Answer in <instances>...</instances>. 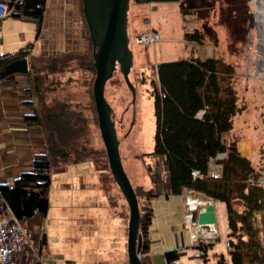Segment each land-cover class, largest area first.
Returning <instances> with one entry per match:
<instances>
[{
    "label": "trees",
    "instance_id": "1",
    "mask_svg": "<svg viewBox=\"0 0 264 264\" xmlns=\"http://www.w3.org/2000/svg\"><path fill=\"white\" fill-rule=\"evenodd\" d=\"M169 1L179 2L182 14L191 11L185 0H131L136 6ZM11 4L15 8L12 16L34 21L38 36L47 0H13ZM86 28L92 43L87 22ZM198 37V32L192 36L196 41ZM41 55L42 62L40 54L34 52V42L26 43L15 51L0 53V78L14 77L16 73L3 74L5 66L16 59L28 58L29 71L23 90L31 96L35 109L25 115V120L29 124L40 125L46 138L47 151L34 156L32 170L22 172L13 183L0 182V198L25 223L36 212H48L52 173L64 171L71 164L91 161L99 172V186L105 194L104 187L109 189L105 185L107 180L101 177L109 165L107 149L105 145L104 149L95 147L94 140L87 137V111L91 110L99 126L94 81L88 82L86 101L82 98L72 102L59 98L58 92L67 84L62 79H55L57 73L67 69L69 61L70 64L75 62L78 70L70 71L68 82L75 78L76 71L81 72L84 79L91 72L96 74L93 51L70 50ZM235 73V66L221 58L194 57L159 62L151 91L156 131L154 147L149 154L165 156L172 193L183 194L186 189H194L214 197L216 205L218 202L225 205L229 246L226 245L227 254H218L216 264H264V231L256 223V215L264 213L263 171L250 157L233 150L229 152L226 144V135L234 129L236 115L244 109L239 105ZM52 88L55 89L50 90ZM222 153L227 156L216 161L221 168L219 176L214 177L210 173L213 169L211 161ZM152 179V185H138L142 193L135 189L138 199L140 197L143 202H139V207L143 236L140 254L144 264H151L153 201L160 195L153 185V176ZM110 210L113 216H126L123 211L116 212L111 204ZM47 244V238L43 236L40 253L45 252ZM212 244L199 242L194 246L202 251L201 255H205ZM179 250L175 248L165 252L168 264H175L180 257ZM121 264H128V261Z\"/></svg>",
    "mask_w": 264,
    "mask_h": 264
},
{
    "label": "rangeland",
    "instance_id": "2",
    "mask_svg": "<svg viewBox=\"0 0 264 264\" xmlns=\"http://www.w3.org/2000/svg\"><path fill=\"white\" fill-rule=\"evenodd\" d=\"M185 1L187 7L190 6L188 9L191 10L188 11L191 22L187 21L185 25L183 24L185 14L179 13V3L177 1L147 3L146 8L148 11L146 12H142L140 8H135V2H131L128 28L130 47L134 52V64L130 72V79L135 92L133 93L129 88L119 65L111 79L108 80L105 89L106 97L113 107V118L116 121L120 139L123 164L133 186L137 193H142L143 191L138 185L143 183L152 185L153 176L155 179L153 185L160 194L153 201L151 264H168L165 252L175 248H180V257L175 264H216L219 253L227 254L225 242L228 239L229 231L226 208L223 203L218 202L216 205L218 228L220 230L219 237L208 241L194 236L191 230V223L188 220L190 205L186 198V193L190 189H187L183 194H174L171 191L168 194L161 193L163 191L160 189L163 186L168 188L170 183L167 161L163 155L153 156L149 154L154 147V134L156 131V118L151 91L152 82L157 76V64L159 62L175 60L179 56L187 55L188 57L192 55L191 58H194L199 55L204 57L210 54L216 59L221 58L223 61L235 66V88L238 92L239 105L243 106L244 109L236 115L234 129L226 135V144L229 151L235 149L234 151L239 155L250 157L255 161L256 165L263 171L261 181L264 183V61L262 60L264 59V25L259 19L260 16H258L260 14L259 7L261 6H259V3L257 4V0ZM154 5H157L158 9H155ZM78 6L79 10L82 11L88 36L82 10V0H79ZM165 7L169 9L162 12L161 9ZM10 17V22L6 24L7 30L10 31V37L6 41L18 48L21 46L18 45V42L20 40L24 41L25 35L35 37L34 25L36 24L32 20ZM159 17L160 22L158 23ZM147 19L150 20L149 23L146 22ZM67 24L69 29L76 27L71 23L68 16L64 29ZM149 29L160 35L155 43L147 46L135 40L137 34ZM138 31L140 32L136 33ZM196 31L199 36L198 43L192 42L195 38H192V36L196 34ZM187 35L189 38H187ZM56 36L62 37L63 41L62 48L56 52L66 53V51H70L65 49V31L58 32ZM92 44L90 42L89 50L91 49V51H93ZM192 46L197 48H192ZM206 47H212L213 52H206ZM38 54H40L42 62L44 59L41 54L43 53ZM52 54L50 53V55ZM70 62L67 69L63 73H57L58 76L55 78L56 80L62 79L67 84L65 89L58 92L59 98H66V100L72 102L83 98L86 101L85 98L89 95L87 86H90L88 82L94 81L96 74L91 72L89 77L84 79L82 73L76 71L74 73V75L76 74L75 78L68 82L70 71L72 69L78 70L76 63L72 62L70 64ZM44 85L49 86L46 82H44ZM46 91L48 92V90ZM87 114L89 115L87 137L90 141L94 140L95 147L100 149L103 147L102 149H104L97 121L93 118L91 110L87 111ZM75 165L78 164H71L68 167ZM82 166L85 168L94 167L91 161L84 162ZM101 177L107 180L105 185L109 186V189L104 187L109 204L116 212H125L126 216L122 218L129 224L130 209L128 202L112 176L109 165L103 171ZM102 184L104 183L102 182ZM192 192L197 196L200 209L203 210L206 198L197 191L192 190ZM142 198L144 199V197ZM140 201L141 198L139 197ZM141 204H143L142 201ZM81 208L85 210L84 207ZM194 217H196V213ZM256 223L264 231V213L256 215ZM26 225L29 228L28 224ZM140 233H142L141 230ZM194 242L196 244L199 242L213 244L208 248L207 254L201 255L202 251L194 246ZM72 252L75 255L80 254V250ZM91 253H93V250L87 249L84 256L88 257L90 254L89 258H91ZM126 254L128 255V247ZM48 258H51V256L49 255Z\"/></svg>",
    "mask_w": 264,
    "mask_h": 264
},
{
    "label": "crops",
    "instance_id": "3",
    "mask_svg": "<svg viewBox=\"0 0 264 264\" xmlns=\"http://www.w3.org/2000/svg\"><path fill=\"white\" fill-rule=\"evenodd\" d=\"M146 4H139L136 8L146 12L148 11ZM78 5L79 0H47L39 35L36 36L37 28L34 25L35 37L25 35L23 38L25 40H20L18 45L34 42L36 53H57L56 51L62 48L63 41L62 37L59 38L56 34L65 31L66 50H89L90 41ZM154 8L158 9V6L154 5ZM168 9L165 7L161 11L165 12ZM67 16L76 26L75 28L69 29L68 24L65 29L63 28ZM10 18L8 16L0 19V53L15 51L20 47L16 48L6 41L10 37V31L6 28ZM192 42L198 43L194 40ZM192 48L197 47L192 46ZM208 55L197 57L214 58L213 55ZM191 57L192 55L179 56L175 60ZM25 76L24 73H16L14 77L0 78V182L2 183H13L22 172L32 170L34 156L47 151L46 138L41 126L29 124L25 120V115L35 109L31 96L23 90ZM83 163H75L78 165L70 166L66 171L52 173L49 210L46 214L36 212L34 217L26 222L32 235L18 255L20 262L41 259L42 264L99 262L121 264L128 261L126 254L128 223L122 217L112 215L106 194L99 186V172L95 167H83ZM166 178L168 179V176ZM160 190L163 191L161 193L168 194L171 191L170 183L168 188L163 186ZM43 236H46L48 244L43 250L45 252L40 253V240ZM87 249L93 250L91 258H89L90 254L88 257L84 256ZM74 250H80V254H73ZM49 255L51 258H48ZM113 259L116 260L113 262Z\"/></svg>",
    "mask_w": 264,
    "mask_h": 264
},
{
    "label": "water",
    "instance_id": "4",
    "mask_svg": "<svg viewBox=\"0 0 264 264\" xmlns=\"http://www.w3.org/2000/svg\"><path fill=\"white\" fill-rule=\"evenodd\" d=\"M130 5L131 0H83V13L89 26L93 43V57L96 66L93 93L101 136L107 149L111 172L124 194L130 209L128 263L144 264L140 256L143 237L140 233L141 212L139 199L123 164L120 152V139L116 121L113 118V107L105 93L107 82L113 76L118 65L129 88L133 93L135 92L134 85L130 79V72L134 64V52L130 47L128 28ZM28 71V58L24 57L6 65L3 74H27ZM231 150L234 151L235 149ZM221 156L223 158L226 157V155ZM197 192L206 198L203 221L206 223L217 222L216 201L214 197L200 191ZM203 238L206 239L205 237Z\"/></svg>",
    "mask_w": 264,
    "mask_h": 264
},
{
    "label": "built area",
    "instance_id": "5",
    "mask_svg": "<svg viewBox=\"0 0 264 264\" xmlns=\"http://www.w3.org/2000/svg\"><path fill=\"white\" fill-rule=\"evenodd\" d=\"M11 1L13 0H0V19L12 16L15 8ZM187 21L191 22V19L188 14H185L183 24L185 25ZM146 22L149 23L150 20L147 19ZM153 31L150 29L142 31L135 36V40L147 46L151 45L160 37L158 33ZM221 155L226 154H219L211 161L213 169L211 168L210 173L214 177H218L220 174L221 165H216L218 164L216 161L223 158ZM31 235L32 232L26 223L19 219L10 206L4 204V200L0 198V264H40L41 259L26 262L18 260V255L22 252ZM226 245L229 246V240H226Z\"/></svg>",
    "mask_w": 264,
    "mask_h": 264
},
{
    "label": "bare ground",
    "instance_id": "6",
    "mask_svg": "<svg viewBox=\"0 0 264 264\" xmlns=\"http://www.w3.org/2000/svg\"><path fill=\"white\" fill-rule=\"evenodd\" d=\"M259 3V12L260 14L258 16L259 19L261 20L262 24L264 25V0H257V4ZM263 36H264V26H263ZM206 52L208 53L213 52L212 47H206ZM263 51H264V41H263ZM264 61V59H262ZM186 198L187 202L190 205V210L188 212V220L191 223V230L194 234V236L203 238L205 237L206 239H215L218 238L220 234L219 230V225H218V220L217 222L214 223H206L203 221V213L204 210L200 209L199 206V200L197 199V196L191 191L188 190L186 193ZM196 213V217H194ZM203 236V237H201Z\"/></svg>",
    "mask_w": 264,
    "mask_h": 264
},
{
    "label": "clouds",
    "instance_id": "7",
    "mask_svg": "<svg viewBox=\"0 0 264 264\" xmlns=\"http://www.w3.org/2000/svg\"><path fill=\"white\" fill-rule=\"evenodd\" d=\"M200 58V57H199ZM202 59V58H201ZM230 152V151H229ZM227 156V154H226ZM225 158V157H224ZM187 190V189H186ZM195 191V190H194ZM217 209V208H216ZM192 235V234H191ZM194 235V234H193ZM195 243V242H194ZM40 264H42V260L39 262Z\"/></svg>",
    "mask_w": 264,
    "mask_h": 264
}]
</instances>
